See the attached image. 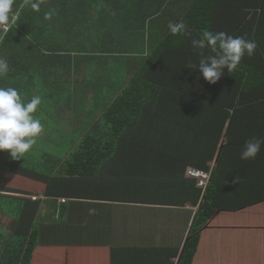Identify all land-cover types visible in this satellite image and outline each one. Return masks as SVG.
I'll use <instances>...</instances> for the list:
<instances>
[{
    "label": "trees",
    "instance_id": "obj_1",
    "mask_svg": "<svg viewBox=\"0 0 264 264\" xmlns=\"http://www.w3.org/2000/svg\"><path fill=\"white\" fill-rule=\"evenodd\" d=\"M254 1L245 9L264 20V0ZM35 2L39 11L26 0H14L16 21L7 34L0 29V58L9 65L0 87L16 88L24 102L40 96L33 114L40 121L45 102L56 97L52 90L65 88L67 80L58 74L51 83L47 77L61 66L73 69L72 56L86 48L83 40L93 26L112 37L118 28L140 35L149 41L151 52L101 120L83 131L80 142L69 144L67 160L50 153H26L15 160L8 151H0V166L38 182L37 198L17 186L0 192V216L13 222L8 245L0 246V264L32 263L40 247L41 195L66 200L60 206L87 200L197 208L181 255L179 248L174 252L180 255L177 264H192L201 234L217 214L264 202V146L255 159L240 158L246 141L264 139V22L256 26L255 13L251 19L245 16L243 27L237 29L236 22H228L220 11L229 0ZM53 10L52 18L45 19ZM156 16L161 28L153 30L148 20ZM124 18L129 19L125 24ZM181 21L190 36L170 33L169 23ZM205 30L254 40L255 54L245 56L233 72L225 68L220 80L209 84L198 68H190L201 58L191 40ZM204 54L214 55L210 49ZM183 67L191 74L179 80ZM191 167L212 171L205 189L189 175ZM237 176L239 183L234 182Z\"/></svg>",
    "mask_w": 264,
    "mask_h": 264
},
{
    "label": "crops",
    "instance_id": "obj_2",
    "mask_svg": "<svg viewBox=\"0 0 264 264\" xmlns=\"http://www.w3.org/2000/svg\"><path fill=\"white\" fill-rule=\"evenodd\" d=\"M247 2L255 1L229 0L220 10L229 18L228 22H236L237 29L243 27L245 16L251 19L256 13L245 9ZM157 16L148 20L153 30L161 28ZM124 19V24L129 21ZM255 19L256 26L258 21L264 22L261 14ZM95 27L83 40L88 43L86 48L81 45L82 52L73 54V69L61 66L60 71L47 77L51 83L56 77L53 75L58 74L67 80L65 88L58 85L52 90L56 97L45 102L40 115L43 131L29 154L50 153L67 160L71 147L60 144L81 141L83 131L101 120L107 106L123 92L141 69L144 56L151 52L149 41L140 35L136 37L118 28L112 37L99 30L100 26ZM138 52L145 54L137 56ZM186 73L191 74L183 67L179 80ZM172 78L181 85L174 71ZM40 197L44 200L40 247L31 264H47V256L60 249L67 253L64 264H177L197 211L192 207L87 200H73L70 205L60 206L62 200ZM144 209L174 212L177 217L157 218ZM177 248L180 255H174ZM192 264H264V202L241 211L217 214L210 227L204 228Z\"/></svg>",
    "mask_w": 264,
    "mask_h": 264
},
{
    "label": "clouds",
    "instance_id": "obj_3",
    "mask_svg": "<svg viewBox=\"0 0 264 264\" xmlns=\"http://www.w3.org/2000/svg\"><path fill=\"white\" fill-rule=\"evenodd\" d=\"M30 2L33 10L39 11L40 4L35 0ZM14 0H0V29L4 34L10 30L16 21L12 15ZM55 14L54 10L45 13V19L50 20ZM168 28L172 35L190 36L184 22L169 23ZM193 49L199 50L200 60L198 68L203 78L209 84L217 83L224 74L237 69L245 56L252 57L257 49V43L244 36H232L225 32H212L205 30L198 39H192ZM210 49L214 55H205L204 50ZM9 72L8 62L0 58V77ZM42 100L34 96L29 102H24L20 92L14 87H0V151H8L11 158L20 160L30 151L36 139L43 131L40 119L33 114ZM264 146V139L251 138L246 141L240 154L242 160L255 159ZM240 177L234 182L239 183Z\"/></svg>",
    "mask_w": 264,
    "mask_h": 264
},
{
    "label": "rangeland",
    "instance_id": "obj_4",
    "mask_svg": "<svg viewBox=\"0 0 264 264\" xmlns=\"http://www.w3.org/2000/svg\"><path fill=\"white\" fill-rule=\"evenodd\" d=\"M90 129V128H89ZM70 133V132H67ZM65 146H71L69 144H60ZM190 175V170H189ZM17 186L19 188L27 189L28 192H33V197L36 196V188H37V182L32 181L31 179L24 178L22 176L16 175L11 172L10 169L0 166V192L5 191L6 187H13ZM63 201V200H62ZM64 202V201H63ZM151 211V214L149 216H156L157 218H176V215H173L174 212H168L165 210L160 211L158 209L150 210V209H144ZM168 214V215H167ZM145 218V217H143ZM185 218H188V216H185ZM0 219L3 221V225L0 226V246L6 247L9 243L10 237H11V224L13 223L10 218H7L6 216L1 215ZM54 253L51 252L49 254L48 259L50 261L47 262V264H64L65 259L67 258L64 254L65 251H61ZM61 256V257H60ZM68 261V260H67ZM66 261V263H67ZM36 264H40L37 261H35Z\"/></svg>",
    "mask_w": 264,
    "mask_h": 264
},
{
    "label": "built area",
    "instance_id": "obj_5",
    "mask_svg": "<svg viewBox=\"0 0 264 264\" xmlns=\"http://www.w3.org/2000/svg\"><path fill=\"white\" fill-rule=\"evenodd\" d=\"M190 175L199 179V185L202 186L204 189L209 185L212 171H203L197 168H192L190 170ZM66 202V200H63Z\"/></svg>",
    "mask_w": 264,
    "mask_h": 264
}]
</instances>
